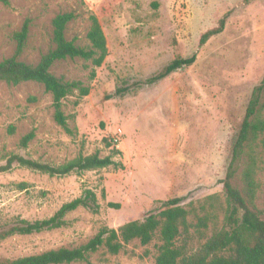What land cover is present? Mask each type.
Masks as SVG:
<instances>
[{"label": "rangeland", "instance_id": "1", "mask_svg": "<svg viewBox=\"0 0 264 264\" xmlns=\"http://www.w3.org/2000/svg\"><path fill=\"white\" fill-rule=\"evenodd\" d=\"M66 12L77 16L66 37L81 47L90 45L89 17L96 15L109 55L94 80L91 62L80 58L58 61L51 68L58 78L91 88L88 96L80 99L76 91L63 101L71 134L55 121L53 97L43 84L0 81V167L14 155L57 166L80 154L106 157L115 147L122 153L114 160L124 169L111 166L51 177L15 163L0 172V234L21 220L52 217L85 188L94 190L101 204L98 214L85 208L69 213L66 227L0 239L4 261L79 247L102 226L119 229L158 212L160 202L172 198L185 197L183 205L199 207L208 196H224L221 181L236 134L254 88L264 81V0H11L10 7L0 2V61L15 54L13 35L30 20L20 60L36 66L55 48L53 20ZM226 15L224 31L200 46L203 34ZM194 54L192 66L156 85L109 99L118 87L145 80L175 58ZM262 101L264 106V90ZM32 131L35 138L24 148L22 139ZM261 178L256 210L264 219ZM21 183L28 184L26 190L19 188ZM160 244L158 237L147 246L134 241L116 256L102 248L90 261L155 264Z\"/></svg>", "mask_w": 264, "mask_h": 264}, {"label": "trees", "instance_id": "2", "mask_svg": "<svg viewBox=\"0 0 264 264\" xmlns=\"http://www.w3.org/2000/svg\"><path fill=\"white\" fill-rule=\"evenodd\" d=\"M0 2L7 7L11 6V0ZM76 17L74 12H66L54 18L55 48L44 55L36 66L20 60L29 37L30 20L24 23L21 31L13 35L17 42L15 54L0 61V81L11 85L34 81L44 85L53 97L55 121L69 134L72 130L68 124L69 118L63 110V101L76 91L80 99L88 96L91 88L81 81H65L58 78L51 73V68L58 61L80 58L91 62L93 68L90 79L94 80L97 69L102 67L109 55L107 37L94 14L89 17V46L81 47L76 45L75 41L67 39V27ZM227 18V15L224 16L217 28L203 34L200 46L224 31ZM196 61L197 54L189 58L177 57L155 75L132 85L118 87L109 99L125 97L145 86L156 85L172 73L192 66ZM263 90L264 81L254 88L236 134L227 173L221 181L224 196H208L199 207L183 205L185 197L162 201L158 212L150 211L143 219L129 221L119 229L102 226L88 243L79 247L50 250L15 260L0 259V264H92V255L102 248H105L108 254L116 256L122 252L126 253L127 247L134 241L147 246L157 237L161 244L155 264H264V219L256 210V202L263 186L261 176L264 175ZM79 100L76 105H79ZM14 131L15 127L12 126L10 132ZM34 138L35 133L32 131L23 137L22 146L26 148ZM104 142L106 147H112V143L107 139H104ZM112 151L113 153L106 157L100 156L99 153L87 156L80 154L57 166L14 155L9 158L7 165L0 167V172L9 171L15 163L51 177H65L73 173L80 176L87 171L102 170L111 166L124 169L122 163L114 160L115 155L122 152L115 147ZM27 186L26 183L19 184V188L23 190H26ZM102 197L105 199L104 190ZM109 206L120 208L118 204L110 203ZM79 208H85L95 214L100 212L101 204L94 190L83 189L79 197L63 204L48 219L34 222L21 220L18 225L0 234V239L15 234L30 235L66 227V216ZM194 234L198 235L197 240Z\"/></svg>", "mask_w": 264, "mask_h": 264}]
</instances>
